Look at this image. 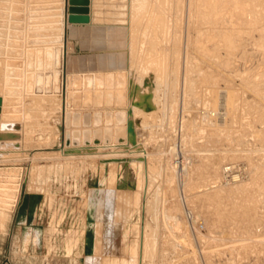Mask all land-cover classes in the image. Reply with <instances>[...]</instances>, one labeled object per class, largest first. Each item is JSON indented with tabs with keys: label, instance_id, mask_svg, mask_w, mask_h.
Wrapping results in <instances>:
<instances>
[{
	"label": "rangeland",
	"instance_id": "rangeland-1",
	"mask_svg": "<svg viewBox=\"0 0 264 264\" xmlns=\"http://www.w3.org/2000/svg\"><path fill=\"white\" fill-rule=\"evenodd\" d=\"M52 2L0 0V264H264V0H93L74 36L63 0L61 38Z\"/></svg>",
	"mask_w": 264,
	"mask_h": 264
},
{
	"label": "bare ground",
	"instance_id": "bare-ground-1",
	"mask_svg": "<svg viewBox=\"0 0 264 264\" xmlns=\"http://www.w3.org/2000/svg\"><path fill=\"white\" fill-rule=\"evenodd\" d=\"M71 1L72 0H69V8H70V6L72 5L71 4ZM75 1V0H74ZM52 3H54L56 6H57V8H55L54 7V9H55V13H54V20H53V25H54V29H55V32H56V35H58V37L59 38H61V35H64V29H65V25H64V23H65V21H64V18H63V14L61 13V8H62V6H63V0H54V2H52ZM40 4V3H39ZM33 7H35V6H33ZM89 8H90V0H89ZM53 9V10H54ZM91 9V8H90ZM69 15H70V13L68 14V17H69ZM53 16V15H52ZM89 16H90V12H89ZM69 23V22H68ZM91 23V16H90V22L88 23V24H90ZM88 24H80V25H88ZM73 26L75 25V24H72ZM57 31L59 32V34L57 33ZM57 40V39H56ZM53 46V45H52ZM45 48V47H44ZM47 49V48H46ZM51 49H53V48H50L49 47V50H47L48 52H46V53H48L47 55L49 56V60H48V63L52 66L53 65V63H52V61H53V53H52V50ZM39 51V50H38ZM59 52H60V50H59ZM109 52V51H108ZM55 54V53H54ZM58 54V53H57ZM46 55V56H47ZM56 56H59V55H56ZM41 57V56H40ZM54 57H55V55H54ZM59 58V57H58ZM55 60V59H54ZM59 60V59H58ZM43 61V60H42ZM45 62V61H44ZM58 62V61H57ZM59 63V62H58ZM55 64H57V63H55ZM2 65V64H1ZM9 65V64H8ZM40 65V64H39ZM50 65H48L49 66V68H52V67H50ZM62 65V64H61ZM130 67V66H129ZM128 67V68H129ZM5 68H7V67H5ZM6 71V70H5ZM127 71V70H126ZM108 72V71H107ZM115 72V71H114ZM113 72V73H114ZM123 72V71H122ZM97 73V72H96ZM106 73V72H105ZM117 73V72H116ZM118 73H120L119 71H118ZM3 74L5 75V73L3 72ZM7 74H9V73H7ZM6 74V75H7ZM94 74V73H93ZM99 74V73H98ZM100 74H102V73H100ZM3 75V76H4ZM110 75H113V74H110ZM4 78V77H3ZM7 77H5V79L4 80H6L7 81ZM11 80V79H10ZM42 80V77L40 76L39 77V81H41ZM6 83H8V81L6 82ZM12 84V83H11ZM11 88V87H10ZM12 91V90H11ZM29 91V90H28ZM24 93V92H23ZM26 94V93H25ZM28 94V93H27ZM37 95V94H36ZM35 95V96H36ZM102 95V93L99 95V97L97 98V101H99V100H102V97H103V95ZM104 97H106V96H104ZM104 97H103V99H104ZM113 96H112V94H108L107 93V102H110L113 98H112ZM34 100H36V102H37V100L38 99H36L37 97H32ZM100 98V99H99ZM112 98V99H111ZM41 100V99H40ZM39 100V101H40ZM105 100V99H104ZM103 101V100H102ZM106 101V100H105ZM36 102H34V103H36ZM101 101H99V103H100ZM112 102V101H111ZM98 103V102H97ZM39 104V103H38ZM101 104V103H100ZM111 104V103H110ZM42 104L40 103V106H41ZM43 107V106H42ZM36 108V107H35ZM90 108V107H89ZM82 109V108H81ZM98 109V108H97ZM103 109H105V108H103ZM108 109H109V107H108ZM111 109V108H110ZM73 110V109H72ZM77 109H75V111H76ZM93 110V109H92ZM106 110V109H105ZM114 110H116V109H114ZM79 112H80V110H78ZM83 112H84V109H83ZM73 113V112H72ZM103 116V115H102ZM102 116L100 115V113H96V115L94 116V120H92V124H93V126L94 127H96L95 128V130H94V132H92L90 129H87V130H85V133H84V137L83 136H81L80 134H79V130H78V127H81V126H83V125H81L82 123L79 121V118L77 117V116H71V114H68V116H67V128H68V130H67V136H66V147H68V149H74L75 148V150L77 149H80V148H86L87 149V145H90L92 142L95 144V145H100V141H98L99 139H103V142H105V144H111V143H113V141H115V143H117V144H120V145H125L124 143L127 141V128H126V122H127V112L124 110V111H118L117 112V114L115 115V114H111V113H108L106 116H105V118H106V122H107V124L105 125V126H108V127H111L112 126V123H111V121L114 119V121H115V123L118 125V127L115 129V130H113L112 128H106L105 130H101V122H103V119H102ZM14 120H16V119H14ZM5 122V121H4ZM3 121H2V123H4ZM8 122H10V121H8ZM8 122H7V125H8ZM12 123V122H11ZM17 123V122H16ZM0 124H1V122H0ZM15 124V123H14ZM22 124V123H21ZM87 124V123H86ZM10 125V124H9ZM12 125V124H11ZM10 125V126H11ZM73 126V128L74 129H70L69 130V128H70V126ZM1 126V125H0ZM5 126V125H4ZM12 126H16V124L15 125H12ZM19 126V125H18ZM87 126H89V125H87ZM2 127V126H1ZM0 127V128H1ZM5 127H7V126H5ZM13 127V128H14ZM21 127V126H20ZM19 127V128H20ZM89 127H91V126H89ZM2 128H4V127H2ZM12 128V127H11ZM12 128V129H13ZM8 130H9V128H7ZM4 130H5V128H4ZM11 130V129H10ZM16 130V129H15ZM19 130V129H18ZM12 131V130H11ZM17 131V130H16ZM10 133V132H9ZM17 133V132H16ZM92 135H93V138H92ZM82 143L85 145V147H83L82 146ZM91 147V146H90ZM237 176H233V178H236ZM5 186V185H4ZM18 191V190H17ZM48 204V203H47ZM49 205H50V203H49ZM13 206H15V205H13ZM12 206V207H13ZM2 210V209H1ZM6 211V210H5ZM2 212V211H1ZM4 213V212H3ZM2 214V213H1ZM1 214H0V216H1ZM5 214V213H4ZM3 215V214H2ZM4 216V215H3ZM1 219V218H0ZM54 219V218H53ZM54 226H55V224H54ZM50 229H52V228H50Z\"/></svg>",
	"mask_w": 264,
	"mask_h": 264
},
{
	"label": "water",
	"instance_id": "water-1",
	"mask_svg": "<svg viewBox=\"0 0 264 264\" xmlns=\"http://www.w3.org/2000/svg\"><path fill=\"white\" fill-rule=\"evenodd\" d=\"M71 4L72 5L69 8L70 15L68 17V22L71 24H88L90 22L89 0H72Z\"/></svg>",
	"mask_w": 264,
	"mask_h": 264
},
{
	"label": "crops",
	"instance_id": "crops-1",
	"mask_svg": "<svg viewBox=\"0 0 264 264\" xmlns=\"http://www.w3.org/2000/svg\"><path fill=\"white\" fill-rule=\"evenodd\" d=\"M92 4H93V0H90V8H91ZM90 11H91V9H90ZM90 16H91V18L93 17L92 13L90 14ZM83 26L84 25H79V24H75L74 26L73 25L69 26V28H68L69 33H71L73 36L77 35V33L82 32V30H80L79 27H83ZM72 43L75 46V43L74 42H72ZM26 197L27 196H23L22 199L20 200L19 204L17 205L18 206L17 211L15 212V213H17L16 217H18L19 213L21 212V209H23L25 207V203H26V199H27ZM22 224H24V223H22Z\"/></svg>",
	"mask_w": 264,
	"mask_h": 264
}]
</instances>
